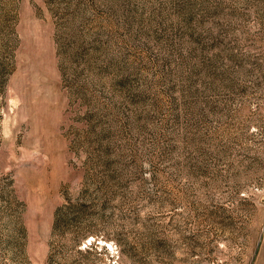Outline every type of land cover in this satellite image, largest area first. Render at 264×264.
Wrapping results in <instances>:
<instances>
[{
	"label": "rangeland",
	"instance_id": "rangeland-1",
	"mask_svg": "<svg viewBox=\"0 0 264 264\" xmlns=\"http://www.w3.org/2000/svg\"><path fill=\"white\" fill-rule=\"evenodd\" d=\"M0 264H264V0H0Z\"/></svg>",
	"mask_w": 264,
	"mask_h": 264
},
{
	"label": "trees",
	"instance_id": "trees-1",
	"mask_svg": "<svg viewBox=\"0 0 264 264\" xmlns=\"http://www.w3.org/2000/svg\"><path fill=\"white\" fill-rule=\"evenodd\" d=\"M56 221H57V219H56Z\"/></svg>",
	"mask_w": 264,
	"mask_h": 264
}]
</instances>
